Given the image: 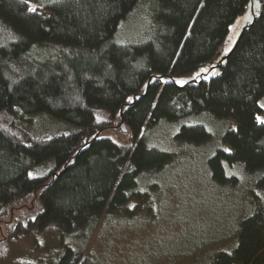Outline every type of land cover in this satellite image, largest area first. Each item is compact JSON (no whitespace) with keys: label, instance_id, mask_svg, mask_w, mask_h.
<instances>
[{"label":"trees","instance_id":"trees-1","mask_svg":"<svg viewBox=\"0 0 264 264\" xmlns=\"http://www.w3.org/2000/svg\"><path fill=\"white\" fill-rule=\"evenodd\" d=\"M148 2L160 24L156 37L117 46L120 26ZM247 3L60 0L29 12L25 0H0V19L12 35L0 45V116L46 115L74 127L35 135L13 126L12 118L0 126V262L11 241L46 230L70 236L136 196L130 191L137 177L170 161L141 137L160 121L203 112L233 120L222 139L228 152L218 151L209 162L214 180L228 181L224 164L264 172V124L257 121L264 98V8L220 78L185 90L154 82L124 112L125 135L108 131L86 148L94 135L115 127L120 109L150 77L187 78L212 61ZM177 138L201 145L210 136L196 127L183 128ZM258 185L264 189V174ZM35 264L92 263L67 249ZM215 264H264V209L242 223L233 255Z\"/></svg>","mask_w":264,"mask_h":264},{"label":"rangeland","instance_id":"rangeland-1","mask_svg":"<svg viewBox=\"0 0 264 264\" xmlns=\"http://www.w3.org/2000/svg\"><path fill=\"white\" fill-rule=\"evenodd\" d=\"M28 2L36 9L54 3ZM159 25L153 5L148 2L120 26L113 41L117 46L153 41ZM11 38L0 19V45ZM260 116L264 119V113ZM11 120L13 126L35 135L74 130L46 115L21 118L18 113L10 118L0 116V126H9ZM196 127L210 136L208 142L195 145L177 138L183 128ZM234 127L233 120L218 119L208 112L147 126L141 133L144 143L149 149L168 154L170 161L137 177L130 191L136 196L70 236L46 230L11 241L4 247L0 264H35L67 249L92 264H215L219 256L233 255L242 223L264 209V189L258 185L264 172L249 173L242 164H224L228 181L219 183L209 168L218 151L228 152L222 139ZM3 231L1 228L0 239Z\"/></svg>","mask_w":264,"mask_h":264},{"label":"water","instance_id":"water-1","mask_svg":"<svg viewBox=\"0 0 264 264\" xmlns=\"http://www.w3.org/2000/svg\"><path fill=\"white\" fill-rule=\"evenodd\" d=\"M263 8L264 0H248L245 11L240 16H238L228 28L227 35L214 59L196 70L191 76L187 78H172L170 76L158 75L150 77V79L142 87L141 91L138 94L129 97L127 103L120 109L118 114V122L116 123L115 127L112 128V131L118 130L119 133L123 135L126 134L122 119L124 112L130 110L134 104L143 99L146 96L148 89L154 82H159L165 86L170 85L178 90H185L187 88H198L202 84H206L214 81L217 78H220L223 74V71L227 68L229 59L236 51L242 39L261 20ZM107 130L108 129H104L103 132H99L94 135L92 141L86 146V148L90 147L93 140H95ZM82 150L83 149H81L75 155L74 159ZM53 178L54 176L52 179ZM52 179L45 188L51 184Z\"/></svg>","mask_w":264,"mask_h":264},{"label":"snow or ice","instance_id":"snow-or-ice-1","mask_svg":"<svg viewBox=\"0 0 264 264\" xmlns=\"http://www.w3.org/2000/svg\"><path fill=\"white\" fill-rule=\"evenodd\" d=\"M28 0H25V3H27ZM52 2H59V0H52ZM29 12H35L36 11V7L32 6L28 8ZM257 121L258 123L264 124V120H261L259 117H257ZM31 175V174H30ZM229 255H231V253H229Z\"/></svg>","mask_w":264,"mask_h":264},{"label":"crops","instance_id":"crops-1","mask_svg":"<svg viewBox=\"0 0 264 264\" xmlns=\"http://www.w3.org/2000/svg\"><path fill=\"white\" fill-rule=\"evenodd\" d=\"M263 100H264V98L261 100L260 105H261V108H262L263 113H264V101ZM262 101H263V105H262ZM259 118H261V116H259ZM261 120H264V119H261Z\"/></svg>","mask_w":264,"mask_h":264}]
</instances>
